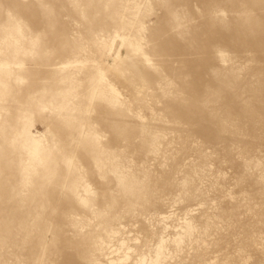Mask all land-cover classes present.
<instances>
[{"label": "rangeland", "instance_id": "rangeland-1", "mask_svg": "<svg viewBox=\"0 0 264 264\" xmlns=\"http://www.w3.org/2000/svg\"><path fill=\"white\" fill-rule=\"evenodd\" d=\"M0 264H264V0H0Z\"/></svg>", "mask_w": 264, "mask_h": 264}]
</instances>
